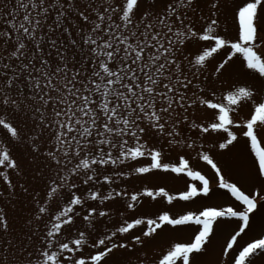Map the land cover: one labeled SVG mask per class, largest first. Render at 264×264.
<instances>
[{"label": "snow or ice", "instance_id": "6c2138e0", "mask_svg": "<svg viewBox=\"0 0 264 264\" xmlns=\"http://www.w3.org/2000/svg\"><path fill=\"white\" fill-rule=\"evenodd\" d=\"M0 264H264V0L5 3Z\"/></svg>", "mask_w": 264, "mask_h": 264}, {"label": "rangeland", "instance_id": "374dc122", "mask_svg": "<svg viewBox=\"0 0 264 264\" xmlns=\"http://www.w3.org/2000/svg\"><path fill=\"white\" fill-rule=\"evenodd\" d=\"M9 0H0V8H3L5 3H8ZM14 3V0H12ZM249 109L247 107H243L239 110L240 116H247ZM239 131V130H237ZM238 147H242L238 146ZM213 155L214 159L220 161L222 164L228 160V157L225 156H216L215 153H210ZM194 155V153H193ZM175 158V153L171 156H166L167 160H172ZM147 162V161H145ZM191 166L195 170L201 171L207 178H209L213 182V186L215 185V175L211 170L210 166L206 165L203 161L193 160L191 161ZM226 178L236 179L237 176L234 172L230 175L228 172L225 173ZM190 182L189 178L187 177H179L176 178L174 175L171 177L160 178V177H148L144 185H141L139 182H135V187L140 189L142 186H148L155 190L157 187H165V189L172 195H177L180 191L186 190V184ZM198 183V182H197ZM202 203H214V204H221L226 205L232 203V201L226 196H214L210 201H200L196 200L194 202H181V201H174L172 205H168L166 200L163 198H157V201L152 202L154 204L153 211L155 209H164L170 211L172 214L183 213L187 210H197ZM235 206V205H234ZM235 227V224H227L222 227V229L218 232V240H217V251L219 250L220 243L223 242L224 236L231 231L232 228ZM257 230H259L257 228ZM191 230H186L179 234L178 238L182 240H187L190 236ZM254 235V232H249L247 236H243L240 239V243H244V241L250 239V237Z\"/></svg>", "mask_w": 264, "mask_h": 264}]
</instances>
